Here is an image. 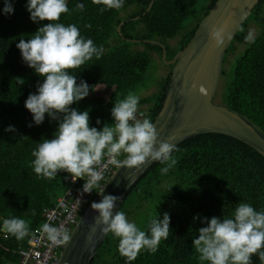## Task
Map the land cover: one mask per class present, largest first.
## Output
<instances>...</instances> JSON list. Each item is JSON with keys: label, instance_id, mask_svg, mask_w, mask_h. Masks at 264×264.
Returning <instances> with one entry per match:
<instances>
[{"label": "trees", "instance_id": "obj_1", "mask_svg": "<svg viewBox=\"0 0 264 264\" xmlns=\"http://www.w3.org/2000/svg\"><path fill=\"white\" fill-rule=\"evenodd\" d=\"M10 2L13 13L0 14V217L24 219L30 234L17 240L0 233V264L17 263V249L26 245L43 221L44 208L55 204L70 177L59 171L49 180L38 178L32 171L31 151L43 138H52L57 124L45 115L40 125L28 126L31 114L24 108V101L42 78L22 61L16 44L30 38L48 21L33 23L25 9L26 0ZM77 2L68 0L69 13L61 14L59 22L75 24L104 52L100 59L93 57L80 69L70 70L77 83L84 80L91 88L87 97L70 107L87 109L89 126L99 130L104 123H111L110 109L115 100L129 91H146L155 83V90L140 96L138 105H145L144 113L153 121L166 94L172 67L163 66L162 48L165 59H171L191 38L215 0H124L121 9L103 12L102 5L92 0H81L85 4L83 12L73 11ZM3 6L0 0V9ZM251 27L256 31L254 39L246 42ZM238 46L241 49L229 59ZM160 66L168 68L164 75H156ZM146 77H152V81L148 83ZM17 78L24 83L17 84ZM219 83L220 103L264 130V0L258 1L229 44ZM97 118L100 125L95 124ZM8 125H13L16 132H5ZM172 155L176 163L167 174H161L164 165L156 162L118 208L127 217L131 214L128 206H134L132 213H136L163 178L171 179L159 193V209L149 217H162L168 212V238L161 240L155 254L142 250L129 262L119 254L117 240L109 233L92 264H201L191 242L197 229L205 225L199 218L193 221V216H227L240 201L264 210V157L249 145L224 134L205 133L182 141ZM252 264H259L255 255Z\"/></svg>", "mask_w": 264, "mask_h": 264}, {"label": "clouds", "instance_id": "obj_2", "mask_svg": "<svg viewBox=\"0 0 264 264\" xmlns=\"http://www.w3.org/2000/svg\"><path fill=\"white\" fill-rule=\"evenodd\" d=\"M92 3L102 5L103 12L121 9L124 0H92ZM3 5L0 14L11 15L14 8L10 0H3ZM25 9L33 23L48 21L30 38H22L16 44L22 61L42 78L35 92L29 93L24 101V108L31 114L32 123L28 126L40 125L45 115L57 124L52 138H43L31 151L33 173L50 180L63 171L73 182L82 179L80 192L95 191L101 197L98 202L90 203L96 213L94 228L104 235L110 233L117 240L119 254L129 262L142 250L155 254L161 240L169 235L168 212L162 217L149 218L145 229H141L125 212L117 210L119 196L103 194L101 181L109 165L116 169L141 168L158 162L164 165L161 174H167L176 163L172 155L176 145L158 138L153 121L139 111L141 97L133 91L115 100L110 109L111 123H104L99 130L90 127L88 110L78 111L70 106L87 97L91 88L84 80L77 83L70 70L80 69L93 57L100 59L103 47L83 36L75 24L59 22L61 14L69 13L68 0H26ZM84 10L85 4L78 0L73 11ZM209 35L216 48L229 39L223 27H213ZM253 39L249 31L245 41ZM23 83V79L17 78V84ZM192 87L200 95H206L203 85ZM95 124H101L99 118ZM4 131L16 132V129L8 125ZM35 214L33 209L32 215ZM198 218L205 226L197 229L191 247L201 264H252L253 255L259 264H264V210L258 211L250 203L240 201L227 216L192 217L193 221ZM42 232L53 244H65L70 239L69 231L62 225L46 222ZM0 233L5 238L10 235L22 240L30 234V229L24 219L0 217Z\"/></svg>", "mask_w": 264, "mask_h": 264}, {"label": "water", "instance_id": "obj_3", "mask_svg": "<svg viewBox=\"0 0 264 264\" xmlns=\"http://www.w3.org/2000/svg\"><path fill=\"white\" fill-rule=\"evenodd\" d=\"M258 1L215 0L191 38L171 59H165L162 48L161 60L172 67L161 108L153 119L159 139L178 145L196 135L219 133L249 145L264 157V130L240 112L214 101L225 52ZM213 27H223L229 34V39L220 48L214 47L210 40ZM193 85H203L206 95H200ZM154 164H145L141 168H115L102 185L103 194L119 196L117 206L120 207ZM100 198L96 193L83 209L70 232L69 241L62 247L57 264H92L106 237L94 228L96 213L90 208V203L98 202Z\"/></svg>", "mask_w": 264, "mask_h": 264}, {"label": "built area", "instance_id": "obj_4", "mask_svg": "<svg viewBox=\"0 0 264 264\" xmlns=\"http://www.w3.org/2000/svg\"><path fill=\"white\" fill-rule=\"evenodd\" d=\"M113 170L114 167L109 165L107 170L104 171V179L101 181V186ZM82 184L83 180L80 178H77L74 182L70 177L68 178V186L63 194L56 198L53 206L44 208L42 223L30 235L26 245L17 249L19 259L16 264H57L64 244H53L50 242L42 232V225L48 222L62 225L69 233L72 231L83 209L89 204L95 194V191L89 194L80 192Z\"/></svg>", "mask_w": 264, "mask_h": 264}, {"label": "rangeland", "instance_id": "obj_5", "mask_svg": "<svg viewBox=\"0 0 264 264\" xmlns=\"http://www.w3.org/2000/svg\"><path fill=\"white\" fill-rule=\"evenodd\" d=\"M250 26H252V25H250ZM251 31H252L253 34H255V32H256L255 29H253L252 27H251ZM169 42L171 44H173L174 40H169ZM240 49H241V47L238 46L235 49V51L231 55H229V59L232 58ZM154 56L156 57L155 54H154ZM165 65L166 64L163 63V66H165ZM163 66L162 67L160 66V68L157 71L156 75H164L167 72L168 68L163 67ZM146 78H147L146 80H147L148 83L152 81V77H146ZM155 86H156L155 83H152V85L149 87L148 90L139 91V92H136V94H138L139 96L147 95V94H149V93H151L152 91L155 90ZM220 88H221V83H218V87H217V90H216L217 94L214 96V101L215 102H220L219 101L220 100V96H219ZM138 108H139V111L144 112L145 105L138 106ZM170 180L171 179H168V178H163L162 179L161 183L159 185H157V190L154 192V194L150 195L147 198V200H145V202L142 205L141 210H139V211H137L136 213L133 214L132 212L135 211V208H133L134 206H128L129 209L131 210V214L127 218L129 220H131V221H134L137 224V226L141 228L142 225L145 223L146 218H149V217L153 216L157 212V210L159 209V207H160V205H159V203H160L159 202V193L163 189L167 188L168 183H169Z\"/></svg>", "mask_w": 264, "mask_h": 264}]
</instances>
